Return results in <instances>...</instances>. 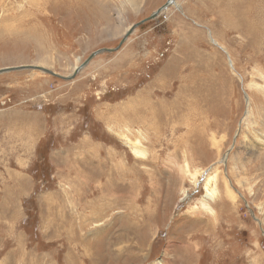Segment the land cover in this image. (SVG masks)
I'll list each match as a JSON object with an SVG mask.
<instances>
[{"label":"rangeland","instance_id":"obj_1","mask_svg":"<svg viewBox=\"0 0 264 264\" xmlns=\"http://www.w3.org/2000/svg\"><path fill=\"white\" fill-rule=\"evenodd\" d=\"M167 1L0 0V70L120 46L0 74V264H264V0Z\"/></svg>","mask_w":264,"mask_h":264},{"label":"water","instance_id":"obj_2","mask_svg":"<svg viewBox=\"0 0 264 264\" xmlns=\"http://www.w3.org/2000/svg\"><path fill=\"white\" fill-rule=\"evenodd\" d=\"M174 2H175L174 0H168L167 3L162 8L158 9L154 14H152V16L150 18L133 25V27L126 33L125 37L122 39L121 45L126 42L127 38L133 34V31L135 29L140 27L144 22H146L148 20L156 19L160 15V13L162 11L168 9V7L172 6ZM119 48H120V46L118 48H116V49H102V50H99L97 52H94L93 54H91V56H89V58L86 60V62H84L83 65H87L98 54H101V53H113V52L118 51ZM83 67L84 66H81V68L77 72H79ZM20 70H38V71H41V72H44V73H47V74H50V75H53V76H57L59 78H63V79H69L70 80V79L73 78V77L59 76L56 73H54L53 71H51L49 69H46L44 67H40V66H23V67L6 68V69H3V70H0V74L13 72V71H20Z\"/></svg>","mask_w":264,"mask_h":264},{"label":"bare ground","instance_id":"obj_3","mask_svg":"<svg viewBox=\"0 0 264 264\" xmlns=\"http://www.w3.org/2000/svg\"><path fill=\"white\" fill-rule=\"evenodd\" d=\"M174 1H175V2L173 3V5L176 6V0H174ZM173 5H172V6H173ZM258 5H259V4H258ZM263 5H264V4H263ZM163 6H164V5H163ZM163 6H162V7H163ZM162 7H161V8H162ZM170 7H171V6H170ZM170 7H168V8H170ZM261 8H262V7H261ZM255 9H256V8H255ZM259 9H260V8H259ZM166 10H167V9H166ZM262 10H263V8H262ZM164 11H165V10H164ZM164 11H162L160 14H162ZM260 13H261V12H260ZM257 14H258V13H257ZM262 14H263V13H262ZM263 15H264V14H263ZM263 15H262V16H263ZM253 17H254V16H253ZM254 18H255V17H254ZM262 20H263V19H262ZM259 21H261V20H259ZM260 23H261V22H260ZM254 25H255V23H254ZM249 26H250V25H249ZM252 26H253V25H252ZM258 26H259V24H258ZM132 27H133V26H132ZM132 27H131V28H132ZM250 27H251V26H250ZM261 27H262V26H260V28H261ZM131 28H130V29H131ZM251 28H253V27H251ZM135 30H136V29H135ZM135 30H134V31H135ZM255 30H256V29H255ZM260 30H261V29H260ZM134 31H133V33H134ZM125 35H126V34H125ZM124 37H125V36H124ZM124 37H123V38H124ZM129 37H130V36H129ZM129 37H128V38H129ZM260 37H261V36H260ZM128 38H127V40H128ZM256 39H257V38H256ZM127 40H126V41H127ZM257 40H258V39H257ZM101 50H102V49H101ZM87 65H88V64H87ZM82 66H84L83 68L86 67V65H82ZM80 68H81V66H80V67H75V68H74L75 71L73 72V75H72L71 77L75 78V76L81 71V70H80L79 72H77ZM83 68H82V69H83ZM56 74H57V73H56ZM57 75H58V74H57ZM59 76H61V75H59ZM186 88H187V87H186ZM186 102H187V101H186ZM183 103H184V102H183ZM170 105H171V104H170ZM147 106H148V105H147ZM248 111H249V110H248ZM159 113H160V112H159ZM263 123H264V122H263ZM262 125H263V124H262ZM172 160H173V159H172ZM229 193H230V192H229ZM209 196L211 197V194H209ZM54 215H55V214H54ZM114 245H115V244H114ZM118 252H119V251H118Z\"/></svg>","mask_w":264,"mask_h":264}]
</instances>
